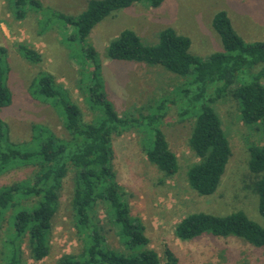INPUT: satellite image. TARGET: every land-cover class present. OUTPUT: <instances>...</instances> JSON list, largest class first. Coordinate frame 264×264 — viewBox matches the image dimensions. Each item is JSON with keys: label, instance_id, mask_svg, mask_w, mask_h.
I'll return each mask as SVG.
<instances>
[{"label": "trees", "instance_id": "1", "mask_svg": "<svg viewBox=\"0 0 264 264\" xmlns=\"http://www.w3.org/2000/svg\"><path fill=\"white\" fill-rule=\"evenodd\" d=\"M163 2L89 0L78 16L55 14L73 30L68 40L79 41L80 57L92 66L85 90L91 109L97 113L95 120L86 121L68 90L57 85L52 74L39 72L30 84V91L58 110L69 134L67 139L39 126L35 127L33 147L22 149L11 142L1 112L13 102V97L8 87L6 49L0 47V172L14 165L36 166L30 178L0 188V229L3 221L9 227V237L3 240L2 261L20 264L25 242L37 261L50 254L52 221L59 208L64 180L72 169V217L83 246L78 253L64 254L57 264H161L157 251L149 246L144 223L131 215L126 193L117 182L113 136L129 130L133 123L149 129V135L143 139L144 150L148 160L166 178L178 173V159L159 127L163 116H119L105 92L101 60L86 44V38L98 23L121 9L136 3H148L156 9ZM14 4L18 20L25 17L29 6L42 9L39 0H14ZM211 26L221 39L222 49L206 58L193 55L190 37L178 34L172 27L160 32L157 45H145L135 31L125 29L107 47L109 59L159 65L177 75L192 77L191 89H183L186 99L179 114L194 119L189 146L198 161L189 167L187 180L199 196L216 193L232 154L220 117L210 102L223 95L231 96L237 101L246 125L264 123V40L246 41L224 10L214 14ZM18 50L29 62L42 61L41 53L29 45L19 44ZM212 86L215 95L210 97ZM167 101L162 102L157 112L164 109ZM248 149L249 170L255 176L251 187L258 196L259 212L264 218V136L261 144H251ZM101 205L105 207L108 223L118 228L122 249L108 243L98 215ZM175 232L181 240L203 235L236 237L254 247H264V227L243 211L224 216L190 213L178 223ZM165 264H178V257L170 248L165 250Z\"/></svg>", "mask_w": 264, "mask_h": 264}, {"label": "rangeland", "instance_id": "2", "mask_svg": "<svg viewBox=\"0 0 264 264\" xmlns=\"http://www.w3.org/2000/svg\"><path fill=\"white\" fill-rule=\"evenodd\" d=\"M39 1L40 11L29 6L25 17L18 20L14 0H0V47L6 49L8 87L13 97L1 115L9 128L11 142L22 149L33 147L35 127L39 126L50 128L60 138H69L58 110L30 91L33 78L41 71L52 74L57 85L68 90L86 121L97 118L85 90L92 66L80 57L79 41L68 40L73 30L55 16L57 13L78 16L88 0ZM219 10L227 12L232 25L246 41L264 40V0H164L156 9L148 3H136L98 23L86 38V44L101 60L105 92L119 116H163L159 127L178 159V173L166 178L148 160L144 150L143 139L149 135V129L133 123L129 130L113 136L117 182L126 193L131 215L144 223L149 246L157 251L161 264H165L167 248L176 254L178 264H264V247H254L243 239L203 235L181 240L175 232L178 223L194 212L224 216L243 211L264 227L258 196L251 187L255 176L248 166V148L262 143L264 123L246 125L237 101L231 96L223 95L210 102L220 117L232 154L216 193L199 196L187 180L189 167L198 161L189 146L194 119L179 114L186 99L183 89H191L192 77L177 75L159 65L109 59L107 47L125 29L135 31L145 45H157L160 32L172 27L178 34L190 37L193 55L206 58L222 49L221 39L211 26ZM19 44L39 51L42 61L26 60L18 50ZM209 93L210 97L215 95L214 86ZM164 100H168L164 109L157 112ZM35 170L36 166L26 164L0 172V188L30 178ZM73 177L74 170L70 169L52 221L50 254L37 261L31 257L25 242L20 264H57L64 254L81 250L83 241L72 217ZM98 215L108 243L122 249L118 228L108 223L103 205L98 207ZM1 225L0 264H7L2 261L1 252L3 240L9 237V227L6 221Z\"/></svg>", "mask_w": 264, "mask_h": 264}, {"label": "crops", "instance_id": "3", "mask_svg": "<svg viewBox=\"0 0 264 264\" xmlns=\"http://www.w3.org/2000/svg\"><path fill=\"white\" fill-rule=\"evenodd\" d=\"M89 1V0H88ZM86 4H84V6H85ZM84 8V7H83Z\"/></svg>", "mask_w": 264, "mask_h": 264}]
</instances>
